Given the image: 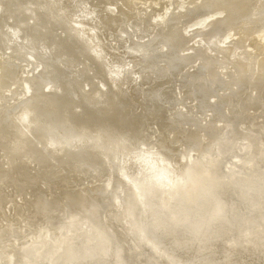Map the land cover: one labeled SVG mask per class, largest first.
Wrapping results in <instances>:
<instances>
[{
	"label": "bare ground",
	"instance_id": "6f19581e",
	"mask_svg": "<svg viewBox=\"0 0 264 264\" xmlns=\"http://www.w3.org/2000/svg\"><path fill=\"white\" fill-rule=\"evenodd\" d=\"M0 264H264V0H0Z\"/></svg>",
	"mask_w": 264,
	"mask_h": 264
},
{
	"label": "rangeland",
	"instance_id": "374dc122",
	"mask_svg": "<svg viewBox=\"0 0 264 264\" xmlns=\"http://www.w3.org/2000/svg\"><path fill=\"white\" fill-rule=\"evenodd\" d=\"M197 3H199V2H197ZM185 9H186V8H185ZM185 14H186V13H185ZM213 18H214V17H213ZM215 18H216V17H215ZM154 20H155V19H154ZM196 30H197V29H194V31H196ZM196 39H197V38H196ZM8 51H9V50H8ZM21 63H22V62H21ZM197 64H198V63H197ZM194 67H195V66H194ZM194 67H192V69H193ZM197 67H198V66H197ZM197 67H195V68H197ZM189 70H190V69H189ZM193 70H194V69H193ZM210 113H212V112H210ZM210 113H209V114H210ZM209 114H208V115H209ZM211 116H212V115H211ZM184 135H185V136H189L188 134H187V135L184 134ZM184 135H183V136H184ZM195 138H196V137H195ZM195 138H194V139H195ZM186 139H187V138H186ZM28 235H29V234H28ZM26 236H27V235H26ZM24 237H25V236H24ZM26 238H27V237H26Z\"/></svg>",
	"mask_w": 264,
	"mask_h": 264
},
{
	"label": "water",
	"instance_id": "95a60500",
	"mask_svg": "<svg viewBox=\"0 0 264 264\" xmlns=\"http://www.w3.org/2000/svg\"><path fill=\"white\" fill-rule=\"evenodd\" d=\"M158 23H160V21H158ZM159 25H161V24H159Z\"/></svg>",
	"mask_w": 264,
	"mask_h": 264
}]
</instances>
